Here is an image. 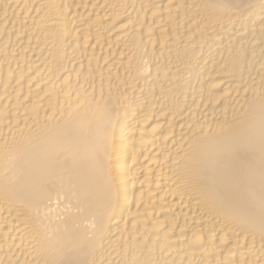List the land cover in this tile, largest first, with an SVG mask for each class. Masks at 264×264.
<instances>
[{"label": "bare ground", "instance_id": "obj_1", "mask_svg": "<svg viewBox=\"0 0 264 264\" xmlns=\"http://www.w3.org/2000/svg\"><path fill=\"white\" fill-rule=\"evenodd\" d=\"M0 264H264V0H0Z\"/></svg>", "mask_w": 264, "mask_h": 264}]
</instances>
